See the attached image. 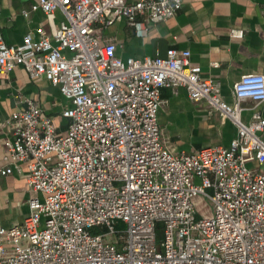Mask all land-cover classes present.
I'll return each mask as SVG.
<instances>
[{
	"label": "built area",
	"instance_id": "1",
	"mask_svg": "<svg viewBox=\"0 0 264 264\" xmlns=\"http://www.w3.org/2000/svg\"><path fill=\"white\" fill-rule=\"evenodd\" d=\"M183 4L37 0L22 14L42 11L51 28L28 32L21 44L6 43L0 24V72L22 66L71 103L61 111L65 130L31 98L9 120L1 173L26 165L37 195L22 223L0 227V264H264V172L249 165L264 168V116L242 118L244 100L264 102V74H243L229 104L220 83L192 65L190 50L123 58L101 36L119 18L140 33ZM57 10L64 15L58 25ZM230 34L243 38L245 31ZM179 87L232 121L237 134L229 147L174 152L162 138L161 90ZM199 197L212 202L210 214H199Z\"/></svg>",
	"mask_w": 264,
	"mask_h": 264
},
{
	"label": "crops",
	"instance_id": "2",
	"mask_svg": "<svg viewBox=\"0 0 264 264\" xmlns=\"http://www.w3.org/2000/svg\"><path fill=\"white\" fill-rule=\"evenodd\" d=\"M37 0H0V24L8 44H21L25 35L51 26L42 11L29 17L22 10L31 9ZM64 20L56 11L55 24ZM245 31L243 38L233 37L232 29ZM103 39L117 44L123 58L165 57L170 48L191 51V63L205 78L220 83L223 98L234 104V84L243 74H264V0H184L183 7L172 18L159 23H145L140 33L119 18L102 29ZM38 102L44 115H52L60 130L68 120L61 111L71 103L49 80L32 79L22 66L0 72V227L22 223L29 213L28 200L37 193L30 190L28 168L2 174L8 166L4 140L12 136L9 120L13 112L25 106V99ZM159 110L162 138L174 152H191L209 146L229 147L237 134L231 120L209 108L206 102H194L185 88H163ZM242 118L249 122L254 111L264 116V102L251 99L242 102ZM263 171L256 161L249 164Z\"/></svg>",
	"mask_w": 264,
	"mask_h": 264
},
{
	"label": "rangeland",
	"instance_id": "3",
	"mask_svg": "<svg viewBox=\"0 0 264 264\" xmlns=\"http://www.w3.org/2000/svg\"><path fill=\"white\" fill-rule=\"evenodd\" d=\"M196 207H197L199 214L202 216H205V215L210 214L211 209H212V202L208 200L207 198L199 197L196 199ZM126 227H127L126 224L123 222H118L116 225V228L118 231H125ZM93 232H101V228L97 227L94 229ZM163 236H164V228H163V224L160 223L158 224V229H157L158 243H160L163 240Z\"/></svg>",
	"mask_w": 264,
	"mask_h": 264
}]
</instances>
